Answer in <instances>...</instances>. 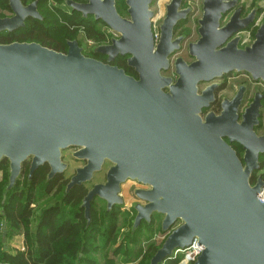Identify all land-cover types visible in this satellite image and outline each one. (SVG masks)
<instances>
[{
  "label": "water",
  "instance_id": "water-1",
  "mask_svg": "<svg viewBox=\"0 0 264 264\" xmlns=\"http://www.w3.org/2000/svg\"><path fill=\"white\" fill-rule=\"evenodd\" d=\"M12 15L0 17V34L25 26L28 18L42 20L38 0L24 4L7 0ZM154 0H126L130 20L116 10V0H64L71 12L92 15L121 38L94 52L108 62L83 54L77 41L66 53L36 42L0 43V162H9L7 190L12 189L30 160L29 178L44 165L48 180L68 165L62 151L86 161L70 178L66 192L93 180L106 161L105 183L95 184L81 208L91 221L98 197L108 211L123 204L122 185L137 181L136 216L131 234L154 214L162 216L161 230L169 232L150 264H164L177 249L196 240L202 248L193 264H264V187L260 171L264 155L261 124L264 93L258 88L244 106L246 83L209 111L216 100V82L244 73L264 84V22L251 44L240 46L241 33L255 23L258 8L244 13L241 0H202L199 39L189 43L193 61L174 62L176 79L163 75L170 56L185 37H174L177 24L192 8L169 0L157 39L153 29ZM225 22L222 24V20ZM129 54L128 65L138 78L112 65ZM200 91V83H210ZM243 150L238 155L233 147ZM181 224L171 228L176 222Z\"/></svg>",
  "mask_w": 264,
  "mask_h": 264
},
{
  "label": "trees",
  "instance_id": "trees-1",
  "mask_svg": "<svg viewBox=\"0 0 264 264\" xmlns=\"http://www.w3.org/2000/svg\"><path fill=\"white\" fill-rule=\"evenodd\" d=\"M33 1L36 0H22L25 5ZM55 1L59 4L64 3V0ZM43 7H45V9L42 10ZM59 8L60 5L59 7L53 6L51 9L48 7V0H38V9L43 17L42 20L28 18L23 28L12 33L4 32L0 34V43L6 44L14 41L36 42L60 51L57 48V44L62 42V44L65 45V41L75 37V33L77 32L75 30H70L69 25L80 26L85 24L88 26L90 20L87 22L86 20L88 18L86 19L79 12L74 11L69 15L60 11ZM260 12L261 10L259 13ZM2 13H11L7 0H0V14ZM1 16L2 15H0V17ZM184 22H186V20L181 21L177 27L182 26L183 28ZM250 27L248 29H250ZM89 29L90 28L85 29L89 38H94L97 42L103 40L104 37H95L94 35L97 34L91 33ZM233 147L238 155H241L243 152L241 146L233 144ZM7 165L9 166V162L6 159L0 162V172H4V179L0 182V225L7 230L6 237L22 232L25 238L26 250L16 253L5 250L3 240L6 237H4L1 232L0 263L100 264V261L96 260L94 256L99 251L102 258H104L106 254L104 250L115 244L114 241L117 237V229H114L113 225L107 226L105 229H91L93 227V218L91 217L92 221L88 223V220L84 218L81 213L84 210L81 208V204L84 196L87 194V189L81 185L75 186L69 192H66L65 190L69 179L63 181L62 174H59L53 179L48 180L47 176L50 171L48 165L40 167L31 178H29V167L25 165L22 175L19 180H17L16 185L12 189L7 190L9 179V170L5 169ZM260 166V171L255 172L252 177V184L256 182L258 175L264 170V155L260 156ZM7 171L8 178L5 177ZM262 178L264 180L263 173ZM51 197H55V204H50L45 207L39 213L37 218L38 221L33 226L36 207L42 201ZM118 219L119 218L116 216V223ZM152 222V220L149 224L143 222L140 227H142L143 224L151 225ZM89 226H91L90 229H88ZM140 227L136 229L133 234H131L130 231L129 235H127L130 241L133 240L132 246L134 245L129 252V256L132 255L137 258H142L139 264H150L151 258L161 245L156 246L150 243L153 238L151 234L152 231L150 235L147 234L146 237L143 238L144 233L141 231ZM141 239L142 243L138 245V240ZM98 240L102 242L101 247L96 243ZM143 245L146 246V251H144ZM121 249L122 246L114 248L113 254H120ZM142 254H144L143 257ZM128 260L129 259H126L125 262H129ZM179 260L180 257L177 259L170 258L166 260L164 264H177ZM105 264H112V260L110 258L107 259Z\"/></svg>",
  "mask_w": 264,
  "mask_h": 264
},
{
  "label": "rangeland",
  "instance_id": "rangeland-1",
  "mask_svg": "<svg viewBox=\"0 0 264 264\" xmlns=\"http://www.w3.org/2000/svg\"><path fill=\"white\" fill-rule=\"evenodd\" d=\"M169 2V0H155V4L152 8V10L156 11H161L160 15L158 16L157 22L154 24V30H155V35L158 39L159 37V27L162 23V20L164 18L165 15V10H164V15L162 16V7L163 4L166 6V4ZM202 0H200L199 2V7L195 6L194 10L192 8L191 13L192 15L189 17V20L184 22L183 24L185 25L183 30V35L185 37L184 41L182 42L181 48L176 51L175 53H173L170 56V60H171V67H173V72H174V77H176L175 75V69H174V62L177 58L182 57L184 58V60L187 59H191L193 61V58L189 56L188 53V45L189 43L192 42H196L199 39V34H198V28H199V24L198 21L200 19V17L202 16V5H201ZM244 6V13L247 14L249 13L252 9L254 8H258V13H257V18L255 20V23L253 26L250 27V29H246L245 31H243L241 33L242 35V41H241V45L240 46H245L248 44H251L252 41L254 40V33L257 29V27H259V25L264 22V0H241V3ZM48 7H53L52 5L48 4ZM161 7V8H159ZM45 9V7L42 8V10ZM165 9V7H164ZM261 10V12L259 13V11ZM193 11V12H192ZM197 11V12H196ZM12 13H2L0 15H2L1 17L5 16L7 17L8 15H11ZM162 18V19H161ZM225 22V19L222 20V24ZM179 31L181 27H178ZM72 30V29H71ZM113 31V30H112ZM114 32V31H113ZM78 33V32H77ZM115 33V32H114ZM181 33V32H180ZM180 33H176L175 36H177ZM116 34V33H115ZM82 36V35H81ZM80 36V37H81ZM71 39H77L76 37H72ZM79 40V38H78ZM166 73V72H165ZM163 72V75L167 76ZM171 76V75H170ZM177 78V77H176ZM175 78V79H176ZM216 82L218 83H225L224 88L222 89V91H220L218 98L220 100V102L222 101V99L224 97H228L231 98L236 90L237 87L241 84L246 83L248 86V90L250 92V94H253L258 88L264 93V89H262V87L264 86V84H261L260 82H256L254 83L253 81L250 80V77L247 74L241 73V74H231L228 75L227 77H222V79L217 80ZM254 96V95H253ZM253 96L251 98H253ZM251 101V99L249 100ZM248 103V102H247ZM213 111V110H210ZM215 112V111H214ZM219 112H220V108H219ZM216 112V113H219ZM78 148H67L66 150L62 151V161L65 162L68 165L67 170L64 172L65 178L66 179H70L76 172V169L79 167H83L86 164V161L81 160V159H77L73 156V154L75 153V151ZM31 160V158L28 159L27 163H29ZM112 166V163L110 161H106L105 165L103 166L102 170L100 172H97L94 175V178L91 182H89V184H86V186H93L94 184H98V183H105L106 181V174L108 169ZM8 165L6 166V170L8 169ZM5 177L8 178V171L7 173H5ZM4 179V172H0V182ZM140 187H145L148 188L147 186H144L140 183H138L137 181H132L129 180L127 181L125 184L122 185V194L124 196L125 199V203H126V207L128 208H134V204L135 203H143L142 201H140L136 196L133 197L130 195V189L135 188V189H143ZM134 195H135V191H134ZM55 197H51L45 201H42L37 207H36V212H35V217L33 221V226L37 223V218L39 213L47 206L54 205L55 204ZM103 201V200H102ZM100 198H97L93 204V208L95 213L97 214L93 216V227L91 228V226L88 227V229H105L104 226H101L103 224H101L99 221L102 217V215H104L105 212V203L102 202ZM123 208L125 209L124 205H122ZM84 211V210H83ZM82 213V212H81ZM83 215V214H82ZM153 222L151 223V225H146L143 224L142 227H140L141 231L144 233L143 238L146 237L147 234L150 235L151 231H152V239L151 242L152 245H162L163 242L165 241V239H162V234H164L165 236L168 235V231L166 233L161 232V222H162V216L158 218V215L154 214L153 215ZM132 219L133 217L131 215L128 216H121L117 223H116V229H117V237L114 241V245L111 246L108 249H105V256L104 258H102L101 254L99 253V251L96 253V255L94 256V258L98 261H100V264H105V261L107 259H111L112 260V264H139L140 260L142 258H137L134 257L132 255L129 256V252L132 250L133 246H132V241L129 240V238H127V235H129L130 233V229L132 226ZM105 220L102 219V223H104ZM181 224V221L176 222L175 225L171 228L174 229L177 226H179ZM0 233L2 231V229H5L4 227H1L0 225ZM85 229V228H84ZM23 231V230H22ZM19 233V232H17ZM4 236L6 237V231L4 233ZM136 237V236H135ZM138 239V238H137ZM96 243H98V245H102L101 240L96 241ZM142 243V239L138 240V245H141ZM5 244V243H4ZM9 246V245H8ZM122 246V249L120 250V254H113V249L116 247H120ZM144 247V251H146V246L143 245ZM144 256V254H142V257ZM126 259H129V262H125ZM144 259V258H143Z\"/></svg>",
  "mask_w": 264,
  "mask_h": 264
},
{
  "label": "flooded vegetation",
  "instance_id": "flooded-vegetation-1",
  "mask_svg": "<svg viewBox=\"0 0 264 264\" xmlns=\"http://www.w3.org/2000/svg\"><path fill=\"white\" fill-rule=\"evenodd\" d=\"M76 2H78V3H87L88 0H78ZM48 4L52 5L50 3V0H48ZM154 4H155V0L151 4V9L153 8ZM195 6H197V0H183L182 8H193V10H194ZM56 7H59V6H56ZM164 7H165V5L163 4V7H162V13L163 14H162V16L164 15V10H165ZM52 8L53 7H51V9ZM62 8L60 7L59 10L62 11V12H64V13H67V14L71 15L72 12L70 10H68L66 7H62ZM159 8H161V7H159ZM128 9H129V7L126 4V0H116V10H117L118 14L121 17H123L124 19L130 20V13L128 12ZM160 13H161V11H158V10L155 11L154 10L153 27H154V24L158 20V19H155V18H158V16L160 15ZM191 15H192V13H189L188 14V17L185 20L188 21L189 20V17ZM8 16H10V15H8ZM85 18L86 19L88 18L86 20L87 22H88V20H90V23H88V26L89 27L86 26L85 24H82L80 26L79 25H74V26H70L69 25L70 30L72 29V30H75V31L78 32V33L77 32L75 33V37L77 39H67L65 41V43H64L65 45H63L62 42H59L57 44V48L61 52L66 53L68 51V48H69L68 47V42H70V41H77L78 44L80 45V47H83V54L85 56L90 57V58H94V59L99 60V61H102L104 63H107L108 62V56L105 55V54H102V53L94 52L93 49H95L97 46H100V45L110 44L112 42V39L113 38H115L116 40H119L121 38V34H119L117 32L115 34L112 31V29L110 27H108L104 22L95 20L92 15H88ZM179 23L177 24V26L179 25ZM66 24H68V23H66ZM177 26H176L175 31H174V37L181 36L183 34V32H184L183 30H185L184 29L185 25L183 26V28H180V31L178 30L179 28ZM86 28H90L89 30H90L91 33L97 34V35H94L95 37H104L103 40L101 42H97L94 38H89L87 36V33L85 32V29ZM154 33H155V30H154ZM176 33H180V34H178L177 36H175ZM78 38H79V40H78ZM46 47H48V46H46ZM129 58H130V55L129 54H126V55H118V56H116V58L114 59V61H112V65H114V66H116V67H118L120 69H123L128 75H130V76H132L134 78H138V74L136 73V71L132 67H130L128 65V59ZM186 62L190 63V62H192V60L191 59H187ZM163 72L164 73L166 72L165 74L167 76H170L171 75L174 79L176 78V77H174L173 67H171V60H170V68L167 71H163ZM233 74H235V73H233ZM224 77H227V76H224ZM211 83L212 82H210V83H200L199 84L200 91H202L203 89H205ZM224 85H225V83L222 82L221 83V86L216 90V92H215L216 93V100H215V102L208 109L203 110V113H202L203 115H205V113L209 112L210 110H213L215 112H219L220 100L218 98V95H219L220 91H222V89L224 88ZM262 89H264V86L262 87ZM253 95H254V93L253 94H250V92L248 90V92H247V94L245 96L244 106H246L250 102L249 101L250 99L252 100L251 97ZM261 124H262V126H260L257 129V132L259 134H261V133L264 132V102H263V107H262V110H261ZM242 154H243V152L241 153L240 156H242ZM25 165L29 167L30 166V162L29 163H26ZM104 165H105V163H104ZM48 168H49V166H48ZM49 170H50V168H49ZM62 176H63V181L66 180L64 173L62 174ZM86 184H89V183H86ZM86 184H84L82 186H84V188L87 189V193H88V191L95 184L93 186H91V187L86 186ZM140 188L145 189V187H140ZM135 190H136L135 188H133V189L131 188L130 189V195L133 196V197H135V195H134V191ZM120 196L123 199V204H121V205H114L110 211H108L106 201H104V200L102 201V199H101V201L105 203V212H104V215H102V217H101V219L99 221L101 224H103L101 226L107 227V226L113 225L114 226V229H116V216H117V218H120L121 216H128V215H131L133 217V219H132V224H133V221H134L135 216H136V211L133 208V206H132L131 209L128 208V207H126V203H125L124 196L122 194V190L120 192ZM97 198L98 197H96L93 200V202H92V206H91V217L92 218H93L94 215L97 216V214L95 213L94 208H93V204H94V202H95V200ZM122 205H124L125 209L123 208ZM107 212H110V213H107ZM78 213H80V212H78ZM82 214H83V216L85 218L84 211L82 212ZM159 217H161V216L158 215V218ZM153 218L154 217H152V220H153ZM102 219L105 220L104 223H102ZM131 228H132V226H131ZM161 232H162V230H161ZM168 234H169V232H168ZM162 235H163L162 236V239H166V237L168 236V235L165 236L164 234H162Z\"/></svg>",
  "mask_w": 264,
  "mask_h": 264
},
{
  "label": "built area",
  "instance_id": "built-area-1",
  "mask_svg": "<svg viewBox=\"0 0 264 264\" xmlns=\"http://www.w3.org/2000/svg\"><path fill=\"white\" fill-rule=\"evenodd\" d=\"M199 2L200 0H197V6L199 7ZM50 3L52 4V6H59L60 7H65V4H59L57 3L55 0H50ZM197 12V11H196ZM262 173L264 174V170L262 171ZM259 197L262 201H264V187L262 188ZM202 248L200 246H198L197 241L195 240L192 245H190L187 248H183V249H177L173 256L171 257V259H177L178 257H180V260L177 264H193V262L196 260V258L199 256V254L201 253Z\"/></svg>",
  "mask_w": 264,
  "mask_h": 264
},
{
  "label": "crops",
  "instance_id": "crops-1",
  "mask_svg": "<svg viewBox=\"0 0 264 264\" xmlns=\"http://www.w3.org/2000/svg\"><path fill=\"white\" fill-rule=\"evenodd\" d=\"M5 231L7 233L6 229H2L1 232L3 233V235H4ZM3 246L5 247V250H7V251H9L11 253H16L18 251H25L26 250V246H25V238H24L23 233L21 232L20 234H15L13 236L6 237L3 240Z\"/></svg>",
  "mask_w": 264,
  "mask_h": 264
}]
</instances>
